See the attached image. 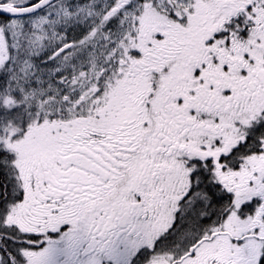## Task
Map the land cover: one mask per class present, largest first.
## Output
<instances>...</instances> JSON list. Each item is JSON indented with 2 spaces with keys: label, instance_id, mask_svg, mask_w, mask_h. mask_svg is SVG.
I'll list each match as a JSON object with an SVG mask.
<instances>
[{
  "label": "snow or ice",
  "instance_id": "snow-or-ice-1",
  "mask_svg": "<svg viewBox=\"0 0 264 264\" xmlns=\"http://www.w3.org/2000/svg\"><path fill=\"white\" fill-rule=\"evenodd\" d=\"M0 264H264V0H0Z\"/></svg>",
  "mask_w": 264,
  "mask_h": 264
}]
</instances>
